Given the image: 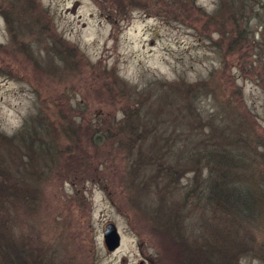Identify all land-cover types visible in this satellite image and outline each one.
<instances>
[{
	"label": "rangeland",
	"instance_id": "obj_1",
	"mask_svg": "<svg viewBox=\"0 0 264 264\" xmlns=\"http://www.w3.org/2000/svg\"><path fill=\"white\" fill-rule=\"evenodd\" d=\"M27 120L51 150L14 139L4 183L28 190L9 225L29 264H183L192 245L264 264V0H0V134ZM240 135L250 215L213 212L206 169L148 159L189 138L234 155Z\"/></svg>",
	"mask_w": 264,
	"mask_h": 264
},
{
	"label": "trees",
	"instance_id": "obj_2",
	"mask_svg": "<svg viewBox=\"0 0 264 264\" xmlns=\"http://www.w3.org/2000/svg\"><path fill=\"white\" fill-rule=\"evenodd\" d=\"M41 133H43L41 129H35L34 122L27 120L15 135L8 138L9 141L6 136L0 134V264H27V262L29 264L30 262L25 255L24 238L17 232L16 227L9 225L14 221L13 213L17 208L16 202H18L17 205H21L28 190L18 183L11 185L4 183V179H14L17 173L16 167L20 169V164L24 162L21 152L15 151L13 148L10 149L9 143H13L14 139L24 140L32 145L31 152L35 156L38 155L39 151L51 150L49 145L46 147L47 144L39 146L37 140ZM231 135L232 133H228L227 137L229 138ZM240 138L241 135L236 136L235 141L237 143L233 144L234 155L230 154L224 146L213 145L211 148H207V146L195 144L189 138L185 143L186 152L183 155H170L166 152L153 151L148 159L158 163V165L163 162L166 170L169 167L172 169L174 163L178 162L181 164L187 162L206 169L208 181L205 182V184L207 183L205 187L209 189L210 203L214 205L215 210L213 212L223 213V211L228 210L234 216L250 215L258 200L262 203L263 180L255 181L249 173L243 177L239 175L240 170L247 169L246 163L243 168L244 159L239 156L243 151L242 145L245 144L241 142ZM31 152L30 156L32 157ZM15 154L17 159H15ZM259 186L260 189L258 190ZM194 195L191 193L188 198ZM188 250L183 264H222L216 262L210 255H207V261L205 255L203 256L202 248L196 245L188 246ZM228 261L226 259L225 263Z\"/></svg>",
	"mask_w": 264,
	"mask_h": 264
},
{
	"label": "water",
	"instance_id": "obj_3",
	"mask_svg": "<svg viewBox=\"0 0 264 264\" xmlns=\"http://www.w3.org/2000/svg\"><path fill=\"white\" fill-rule=\"evenodd\" d=\"M104 239L108 249L111 251L115 250L120 245V238L115 224L109 223L106 225Z\"/></svg>",
	"mask_w": 264,
	"mask_h": 264
}]
</instances>
